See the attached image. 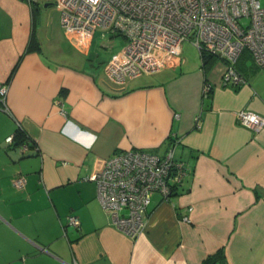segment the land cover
<instances>
[{
    "label": "crops",
    "instance_id": "0c3cea01",
    "mask_svg": "<svg viewBox=\"0 0 264 264\" xmlns=\"http://www.w3.org/2000/svg\"><path fill=\"white\" fill-rule=\"evenodd\" d=\"M41 4L0 0V264H264V130L235 116H264V72L248 59L247 83L225 87L221 60L205 73L181 53L121 88L103 72L113 53L92 63L96 30L81 45L57 11L55 33L39 37ZM171 142L192 170L169 200L151 194L145 231L129 238L93 174L116 151Z\"/></svg>",
    "mask_w": 264,
    "mask_h": 264
},
{
    "label": "built area",
    "instance_id": "2783aa9c",
    "mask_svg": "<svg viewBox=\"0 0 264 264\" xmlns=\"http://www.w3.org/2000/svg\"><path fill=\"white\" fill-rule=\"evenodd\" d=\"M38 1V0H34ZM59 13L64 32L79 37L81 45L99 29L105 36L121 35L124 44L105 63L106 78L123 88L143 74H153L181 54L189 39L224 64L221 85L247 83L236 68L246 49L257 66L264 67V0H39ZM211 90L203 83V96ZM7 85L0 84V105L6 108ZM238 123L252 131L264 130V116L242 108ZM198 124V123H197ZM199 125V124H198ZM7 142L13 137L8 136ZM23 145L22 150H26ZM175 142L161 152L129 148L114 152L93 174L96 198L111 224L129 238L145 231L147 207L153 192L169 200L192 166L175 158ZM17 186L24 177L18 176ZM191 210V208H189ZM189 221V216H183ZM67 223L79 226L74 215Z\"/></svg>",
    "mask_w": 264,
    "mask_h": 264
},
{
    "label": "rangeland",
    "instance_id": "374dc122",
    "mask_svg": "<svg viewBox=\"0 0 264 264\" xmlns=\"http://www.w3.org/2000/svg\"><path fill=\"white\" fill-rule=\"evenodd\" d=\"M39 14H38V23H37V34H39V37L44 36V31H48L50 33H55L54 29L57 25V17L58 13L57 10L54 9L53 5H48L44 7V4H41L39 7ZM101 31L97 29L95 31V46H97V52L93 56V64L97 67L101 68V66L107 61L108 57L114 53L117 52L122 45L124 44V39L121 35H114L113 37H107L101 36ZM42 52L45 56H48V51L45 48V44L43 43ZM181 53L184 58L187 59L188 64L191 65H199L200 55L198 48L193 45V43L187 39L182 43L181 46ZM258 67V66H257ZM259 69L264 72V67L259 66ZM143 75H149V74H143Z\"/></svg>",
    "mask_w": 264,
    "mask_h": 264
},
{
    "label": "trees",
    "instance_id": "16d2710c",
    "mask_svg": "<svg viewBox=\"0 0 264 264\" xmlns=\"http://www.w3.org/2000/svg\"><path fill=\"white\" fill-rule=\"evenodd\" d=\"M199 55H200V60H201V68L203 69V71L206 73L210 70V68L214 65V63L217 61V58L215 56H213L212 54L206 52V51H199ZM248 59L252 60V57L250 55V53L244 49L242 51V53L240 54L239 58L237 59L236 62V68L238 69V71L246 78V74L243 71L244 70V66L248 65ZM253 62V60H252ZM254 63V62H253ZM255 64V63H254ZM244 65V66H243ZM256 65V64H255ZM257 66V65H256ZM259 67V66H258ZM15 69V67H14ZM13 69V71H14ZM13 71L11 72V74L13 73ZM247 80V78H246ZM241 87V86H240ZM239 87H236L235 89H238ZM211 91V90H210ZM209 91V92H210ZM23 140V139H22ZM20 140V141H22Z\"/></svg>",
    "mask_w": 264,
    "mask_h": 264
},
{
    "label": "water",
    "instance_id": "95a60500",
    "mask_svg": "<svg viewBox=\"0 0 264 264\" xmlns=\"http://www.w3.org/2000/svg\"><path fill=\"white\" fill-rule=\"evenodd\" d=\"M45 5H51V3H46Z\"/></svg>",
    "mask_w": 264,
    "mask_h": 264
}]
</instances>
